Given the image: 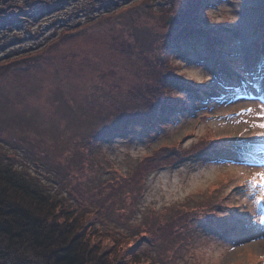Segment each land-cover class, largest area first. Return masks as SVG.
<instances>
[{
	"label": "rangeland",
	"instance_id": "rangeland-1",
	"mask_svg": "<svg viewBox=\"0 0 264 264\" xmlns=\"http://www.w3.org/2000/svg\"><path fill=\"white\" fill-rule=\"evenodd\" d=\"M10 1L0 0V6ZM119 1L125 3L91 24L83 20L73 37L62 40L56 37L60 26L71 24L65 0H37L32 4L35 10L17 13L7 27L0 22V64L13 57L30 60L35 50H45L34 55L37 65L27 67L22 60L16 63L21 69L2 73L6 81L2 87L0 81V96L14 94L19 85L23 101L14 98L0 104V154L8 158L0 160L27 173L31 183L63 198L64 203L94 211L100 228L115 238L116 251L126 254L134 238L146 232L154 239L142 244L141 253H149L159 264H264V200L260 199L264 177L256 175L264 173V73L247 83L246 92L234 88L225 97L205 102L186 96L191 111L176 124L159 120L158 129L146 133L145 117L140 115L132 123L133 132L91 140L89 131L108 121L94 127L81 121L80 115L91 113L82 107L83 102H94L112 117L131 109L132 101H140L138 94L147 97L141 90L155 84V74L137 57L148 55L150 63L158 62L166 42L162 34L171 31L175 8L182 2ZM24 2L19 4L23 7ZM212 2L216 1L209 5L211 22L235 40L237 47L232 49L239 51L251 74L255 64L248 55L257 37L254 28L264 23V16L253 11L257 1ZM125 21L129 22L125 28L114 25ZM39 27L42 33L35 37ZM204 46L197 44L201 56L185 44L183 51L189 53L182 62L178 61L182 49L173 50L168 59L177 72L182 73L180 62L188 76L208 77L215 84L210 62L201 59ZM258 46L264 55V44ZM144 111L139 107L140 113ZM235 135L241 136L243 148L255 154L242 157L228 151L222 160H183L160 169L139 168L142 162H154L152 148L166 139L169 143L183 136L178 147L187 155L185 150H204L208 141L217 143L222 136L230 144L228 137ZM112 171L118 174L112 176ZM120 182H124L123 191L118 196L110 194ZM207 224L223 227V235L206 231ZM114 258L108 254L107 260Z\"/></svg>",
	"mask_w": 264,
	"mask_h": 264
},
{
	"label": "trees",
	"instance_id": "trees-1",
	"mask_svg": "<svg viewBox=\"0 0 264 264\" xmlns=\"http://www.w3.org/2000/svg\"><path fill=\"white\" fill-rule=\"evenodd\" d=\"M22 1H25L23 3L24 8L19 4ZM36 1L11 0L6 2L4 6H0L1 24H5L7 27L9 21L17 13L21 11L28 12L30 8L35 10L36 7L32 4ZM65 1L71 24L60 26L61 31L56 36H62L58 37L60 40L65 36L73 37L76 28L83 26V20L86 24L92 23L101 14L111 12L125 3L119 0ZM210 1L182 0L181 7L176 6L175 8V20L171 31L162 34V37L166 38V42L160 47L158 62L150 63L147 60L148 55L141 58L137 57V59H141L140 62L143 66H146L150 72L155 74V84H147L146 90H141L145 94L148 93L146 94L147 97L138 94L140 101H132L134 106L128 109V113H126L128 110H124L110 117L105 108L100 109L94 102H83L82 107L88 109L91 113L80 115L79 119L81 121L92 122L93 127L108 121L89 131L91 140L98 139L97 141H102L108 137H114L119 132H133L132 123H135L134 121L137 119L139 121L140 115L145 117L144 132L157 130V121L175 123L180 114L188 108L185 99H181L186 92L193 91L198 99H204L207 94L215 93V84L208 83L209 78L195 80L190 77L186 79L182 73L177 72L173 61L168 59L170 51L174 48L183 51V45L185 44L189 45L197 56H201L197 44L204 43L206 45L203 48L205 52L202 51L205 53V57L202 58H206L210 62L213 75L222 81L224 80V72H227V70L221 61V56L227 55L230 58L233 55L227 52L228 42H232V38L224 28L211 22L208 7ZM262 7H264V4L261 5ZM34 17L32 18L34 19ZM35 19L37 18L35 17ZM34 22L32 20V23ZM127 22H117L114 25L117 26V29L125 28ZM41 30V27L35 30V37L42 33ZM91 39L94 40L92 37ZM260 39L261 43H264V35ZM124 40V36H122L120 48L123 47ZM116 41L118 39L112 41L113 43L109 47L114 46ZM119 43L116 45H119ZM94 45L96 48L98 47L97 44ZM255 47H258V45H255ZM43 52L45 50L42 48L41 52L38 51L29 55L30 60L13 57L9 62L10 65L7 62L1 63L0 74H5L11 68L17 69L16 67H18L21 69L16 63L21 64L23 62L27 67L37 65L38 58H34V55ZM185 53L188 54L189 52ZM127 54L135 58L132 52L127 51ZM178 65L180 68L179 63ZM233 65L236 68H241L240 64ZM22 67L24 66L22 65ZM3 74L0 75L1 87L6 81ZM168 82L178 90L174 91L170 86H165ZM236 85L240 86V82H237ZM14 98L23 101L19 85L14 94L0 96V104L4 100ZM139 107L146 111L140 113ZM71 121L75 122L73 119ZM182 138L172 139V142L169 143L166 139L157 147L152 148L155 154L154 162H142L139 168L153 170L154 168L167 167V165L176 163L178 160L197 157L201 151L202 154L222 155L223 153H220L221 150H219L221 145L223 148H230L231 150L243 146L241 139L228 137L230 144H227L225 143L226 138L222 136L217 143L212 142V140L208 141L204 150H185L187 155H183L178 147ZM150 156L153 155L150 154L148 157ZM0 157L8 159L1 154ZM172 158H175L174 162L169 161ZM116 174H118L117 171H112V176ZM28 178L27 173L23 172L21 174L19 170L13 169L10 164L0 160V264H159L153 261L152 255L149 253L142 254L140 250L143 243L153 241L152 233L145 232L144 235L134 238L136 239L135 244L125 250L126 254L122 253L123 250L116 251V247L113 245L115 244V238L113 239L109 236L111 233H107L100 228L99 219L94 211H90L87 206L66 204L64 203L66 200L38 187L40 185L31 183ZM124 186V182H120V185L115 186L110 194L113 193V195L118 196L123 191ZM99 206H102L100 202ZM182 223L184 224L186 221L182 220ZM213 226L215 225L213 224ZM168 230L172 232V228ZM108 254L113 255L115 258L107 260ZM106 261H111V263H106Z\"/></svg>",
	"mask_w": 264,
	"mask_h": 264
},
{
	"label": "snow or ice",
	"instance_id": "snow-or-ice-1",
	"mask_svg": "<svg viewBox=\"0 0 264 264\" xmlns=\"http://www.w3.org/2000/svg\"><path fill=\"white\" fill-rule=\"evenodd\" d=\"M261 115H264V113H261ZM261 127H264V125H261ZM256 175L264 177V173H257ZM262 191H264V190H262ZM260 199L264 200V195H262Z\"/></svg>",
	"mask_w": 264,
	"mask_h": 264
}]
</instances>
